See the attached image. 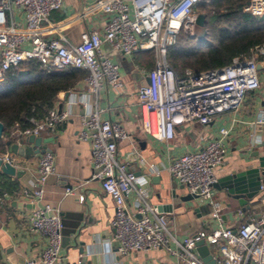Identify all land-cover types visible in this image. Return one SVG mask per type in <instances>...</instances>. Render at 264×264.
<instances>
[{
    "label": "built area",
    "instance_id": "2783aa9c",
    "mask_svg": "<svg viewBox=\"0 0 264 264\" xmlns=\"http://www.w3.org/2000/svg\"><path fill=\"white\" fill-rule=\"evenodd\" d=\"M198 1L91 0L81 8L80 15L102 12L106 19L100 28L83 29L78 41L70 42L59 22L49 18L62 0H0V81L20 62L35 60L45 70L67 66L85 70L86 91L96 94L103 83L113 88L122 85L119 66L100 50L102 42L126 56L151 50L153 64L147 71V81L135 92V101L143 132L157 140H169L180 125L207 123L217 114L236 110L245 94L261 85L256 63L264 55L262 44L252 46L247 56H234L229 63L215 68H185L177 74L169 65L166 49L175 42L177 34L182 31L195 36L194 8ZM241 9L255 16L264 14V0H245ZM98 112L93 109L81 115L77 138L89 142L91 178L98 180L101 190L113 201L112 240L118 253L163 248L181 264H205L195 249L196 242L202 239L213 247V264H264V211L250 215L236 227L217 224L209 230L175 237L167 216L148 201L141 185L145 177L134 174L126 162L117 159V141L127 137L126 130L117 121L100 118ZM67 116V110L52 105L41 117H29V125H15L9 136L20 144L29 134L53 133ZM252 122L261 126L264 133V108ZM227 132L221 127L201 147L170 160L169 173L187 192L211 201L215 169L225 158ZM0 161L11 163L10 153H2ZM149 168L155 169L152 164ZM52 171L53 155L44 150L38 157L33 188L23 195L32 203L28 228L43 235L45 245L24 264H53L59 258L61 218L57 208L42 199L44 181ZM263 187L260 183L259 188ZM70 192V188L65 189V193ZM129 194L130 203L126 201ZM82 197L78 194V199ZM212 214L216 217L217 208Z\"/></svg>",
    "mask_w": 264,
    "mask_h": 264
},
{
    "label": "crops",
    "instance_id": "0c3cea01",
    "mask_svg": "<svg viewBox=\"0 0 264 264\" xmlns=\"http://www.w3.org/2000/svg\"><path fill=\"white\" fill-rule=\"evenodd\" d=\"M91 0H62L49 18L60 24V30L70 42H77L83 29L100 28L106 15L102 12L80 15L81 8ZM100 49L119 66L122 85L113 88L103 83L96 94L86 91L83 77L67 90L55 94L53 106L68 111L67 118L53 133L42 132V142L53 155V171L43 184L42 199L57 208L63 222V241L59 258L53 264H181L163 248L131 251L120 254L112 240L113 201L103 192L97 179L91 178L89 142L77 138L80 117L98 109L100 118L117 121L126 130L127 137L117 141L116 156L127 163L134 174L145 177L141 184L147 199L167 216L170 231L180 238L199 229L209 230L217 224L236 227L250 215L264 211V187L255 190L248 207H241L235 198L226 195L220 180L234 172L248 168L261 170L264 162L262 127L253 123L256 114L264 108V71L259 75V88L248 91L236 110L217 114L207 123L189 122L178 126L174 136L166 141L157 140L141 129L140 108L135 101L136 90L147 81L152 66V51L138 50L130 56L110 50L102 42ZM259 60L264 62V55ZM83 70V69H81ZM228 130L224 137L225 158L216 169L211 201L202 197L181 200L187 190L169 173L170 160L181 153L201 147L217 135L219 128ZM259 138V141H255ZM23 138L20 144L30 145ZM11 142H14L10 139ZM11 163L21 170L19 176L8 175L15 188L0 198V264H24L29 257L38 255L45 245V237L28 228L27 215L32 207L23 195L33 188L38 157L41 152L17 155L7 146ZM138 158L142 159V163ZM150 164L155 168L150 170ZM263 181H259V184ZM70 188L72 192L65 193ZM174 192V196L170 192ZM82 194V199H78ZM126 201H132V194ZM163 208V207H162ZM217 208L216 217L212 214ZM78 223L74 233L70 230ZM208 246V245H207ZM211 258L214 250L208 246ZM81 250V251H79ZM214 261V260H213Z\"/></svg>",
    "mask_w": 264,
    "mask_h": 264
},
{
    "label": "trees",
    "instance_id": "16d2710c",
    "mask_svg": "<svg viewBox=\"0 0 264 264\" xmlns=\"http://www.w3.org/2000/svg\"><path fill=\"white\" fill-rule=\"evenodd\" d=\"M245 0H199L195 8L204 15L205 41L180 31L166 49V59L180 74L185 68L200 71L227 64L234 56H247L249 49L264 46V14L242 11ZM151 51V50H150ZM153 64V55H152ZM85 70L67 66L62 70H45L35 60L20 62L0 81V155L5 152L10 130L30 124L52 106L55 94L67 90L85 75ZM8 176L0 173V196L15 188Z\"/></svg>",
    "mask_w": 264,
    "mask_h": 264
},
{
    "label": "water",
    "instance_id": "95a60500",
    "mask_svg": "<svg viewBox=\"0 0 264 264\" xmlns=\"http://www.w3.org/2000/svg\"><path fill=\"white\" fill-rule=\"evenodd\" d=\"M195 23L198 26V33L196 34V39L198 41H205V26H204V15L200 12L196 13ZM256 69L261 70L264 69L263 63H256ZM264 86V84H263ZM3 129V125L0 122V135ZM26 142H29L30 145L24 146L22 144H18L16 142H11L10 139L5 140V144L8 146L9 150L17 155H29L37 152H42L46 150V146L41 144L46 141V138H42L41 136H34L29 134L24 139ZM264 145V140L260 143ZM259 167L261 170L257 172V168L252 169L248 168L243 171L234 172L222 178L220 180V184L225 189L226 195L237 200V203L241 207H248V201L254 194L255 190L259 188V181L264 182V162H259ZM0 172L8 175L19 176L21 170L16 169V167L7 161H0ZM183 187V185H180ZM171 196H174V192H170ZM181 200H188L192 198H198L197 195L191 194L187 192L186 194L179 197ZM163 207V208H162ZM170 206H157V209L169 210ZM62 222V219H61ZM78 227V223H75L74 227L70 230V232L74 233ZM62 241H63V222H62ZM196 252L202 259L205 264H213V259L211 258V254L208 246L204 243L202 239L196 242ZM81 251V250H79Z\"/></svg>",
    "mask_w": 264,
    "mask_h": 264
},
{
    "label": "rangeland",
    "instance_id": "374dc122",
    "mask_svg": "<svg viewBox=\"0 0 264 264\" xmlns=\"http://www.w3.org/2000/svg\"><path fill=\"white\" fill-rule=\"evenodd\" d=\"M196 9H198V10H200L201 8H199V6H197L196 8H194V10L196 11ZM197 12V11H196ZM198 13V12H197ZM195 36H196V34L198 33V26L196 25V27H195ZM106 43V42H105ZM100 49H102L101 48V45H100ZM110 50H115V51H117L118 52V50L117 49H114V48H111L110 47ZM103 51V50H102ZM264 71V69H261V70H258V74L260 75L262 72Z\"/></svg>",
    "mask_w": 264,
    "mask_h": 264
}]
</instances>
